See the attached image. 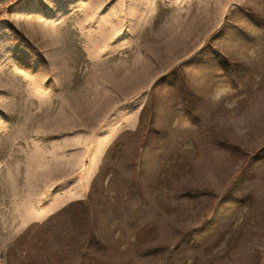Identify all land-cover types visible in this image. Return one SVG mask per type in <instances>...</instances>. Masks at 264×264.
Here are the masks:
<instances>
[{"label":"rangeland","instance_id":"374dc122","mask_svg":"<svg viewBox=\"0 0 264 264\" xmlns=\"http://www.w3.org/2000/svg\"><path fill=\"white\" fill-rule=\"evenodd\" d=\"M0 264H264V0H0Z\"/></svg>","mask_w":264,"mask_h":264}]
</instances>
